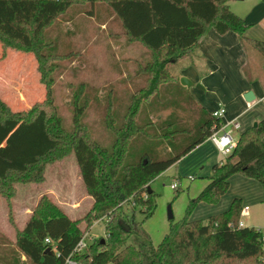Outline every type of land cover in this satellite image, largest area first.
Segmentation results:
<instances>
[{"label": "trees", "instance_id": "16d2710c", "mask_svg": "<svg viewBox=\"0 0 264 264\" xmlns=\"http://www.w3.org/2000/svg\"><path fill=\"white\" fill-rule=\"evenodd\" d=\"M96 4L119 22L128 42L146 50L135 58L134 90L105 105L109 146L93 138L81 119L87 94L81 104L75 94L70 130L53 106L51 73L56 66L51 60L61 42L47 33L65 14L64 21L83 11L94 16ZM210 28L219 34L235 32L264 57V41L246 36L244 19L227 0H0V41L34 55L45 88L44 99L26 111H11L0 98V196L12 195L14 183L42 182L47 164L72 151L82 186L92 198L84 214L72 219L50 195L41 194L13 240L0 235V264H62L101 218L104 236L72 255L84 264H264L263 230L236 226L240 198L205 221L188 216L197 202L217 201L232 174L254 178L264 188V118L239 133L230 154L211 167L208 182L189 201L184 216L169 220L158 244L143 228L156 208L157 194L147 190L150 182L220 128L221 119L170 71ZM61 46L65 52L60 57L73 55L69 42ZM137 213L142 220H136ZM45 237L56 243L57 253H45Z\"/></svg>", "mask_w": 264, "mask_h": 264}, {"label": "rangeland", "instance_id": "374dc122", "mask_svg": "<svg viewBox=\"0 0 264 264\" xmlns=\"http://www.w3.org/2000/svg\"><path fill=\"white\" fill-rule=\"evenodd\" d=\"M100 7L99 4L94 6V16L83 11L74 14L72 20L64 21L66 14L63 15L57 19V23L51 26L47 34L51 39H59V43L69 42L70 48L74 52L68 58L60 57V54L65 52L60 43L58 56L51 60L52 64L56 66L51 73L53 77V106L55 113L62 120V126L66 130H70L73 126L75 94L79 96L78 104L82 103L85 94H87L89 99L81 119L89 127L93 138H96L104 146H109L112 137L104 124L105 105L108 100L113 98L120 100L134 90L132 81L135 82L138 79L135 75V58L145 56L146 50L139 43L128 42L121 33L119 22L110 18L107 15V10ZM67 14H71V11ZM106 17L109 18L106 19L107 24L104 20ZM110 27L117 31L116 39L107 34ZM128 45L131 46L128 48V52L132 51L135 58L129 56V53H125V47ZM245 46L246 50L252 54L248 57L250 64L253 61L256 65L258 61L259 69H264V57L249 45ZM0 47V57H4L0 62V98L4 99L11 111H26L36 102L42 101L45 96L44 85L39 81L38 62L31 52L21 48L4 46L1 41ZM18 52L22 55L17 56L20 54ZM23 52L27 54L25 55L27 58L24 57ZM183 62L185 61H180L170 67V71L179 80L184 77H179ZM119 64L121 67L124 64L127 67L134 64L132 72L135 78L130 77V71L127 72V70L126 75H123L124 71L120 69L121 67L118 68ZM114 65L118 70L114 69ZM117 71L120 74L115 75ZM244 71L249 74L250 65L245 67ZM81 85L83 88L78 92ZM258 108L264 110V101H259ZM237 134L239 132L234 133V136L236 137ZM192 177L189 179L187 175H179L172 168L168 172H161L150 182V188L157 194L156 208L154 213L145 220L143 228L155 245L162 240L169 229L168 207L170 206L174 221L181 219L189 201L200 192V190L195 192V185H199L204 179L206 183L208 182V178L197 174H192ZM230 179L228 189L217 201L197 202L189 212V218L205 221L209 216L221 213L229 207L233 195H240V192L250 190L246 182H254L263 190L260 203L254 205L247 203L250 207L249 215L239 216V219H242L249 227L260 228L264 232L263 186L258 180L240 173L232 174ZM173 182L176 183L175 189L170 187ZM13 187L12 195L0 196V235L10 241L13 240L16 230L30 215L39 194L49 191L48 193L52 194L55 201L63 202L64 199H67L66 201L71 202L73 199L78 200L85 192L72 151L47 164L42 182H17L13 184ZM240 200L242 203V199ZM60 205L71 218L82 216L88 208L85 200L74 208ZM244 206L245 204L242 203V207ZM136 220H142L140 213L136 214ZM104 223L105 219L94 222L90 230L91 233L104 236ZM21 258L25 260L24 256Z\"/></svg>", "mask_w": 264, "mask_h": 264}, {"label": "crops", "instance_id": "0c3cea01", "mask_svg": "<svg viewBox=\"0 0 264 264\" xmlns=\"http://www.w3.org/2000/svg\"><path fill=\"white\" fill-rule=\"evenodd\" d=\"M227 4L234 13L244 19L247 25L246 36L264 41V27H261L264 25V0H227ZM116 32V30L110 27L107 34L116 39L118 36ZM129 47L131 46L125 47V53H129V56L134 57L135 55H132V51L128 52ZM245 47V44L235 32L227 31L219 34L213 28H210L199 40L191 54L180 60L185 62L181 65L179 77L184 76L191 82L190 85L186 86L189 92L210 113L221 104L225 109L221 121L228 122L235 119L239 122V129L234 131V133H240L251 126L252 123L264 118V110L258 108L259 101L263 102L261 99L264 96V69H259L258 61L256 65L253 61L250 64V58L248 57L252 54ZM21 55V53L17 54V56ZM25 55L27 54L24 53V57H26ZM3 59V56L0 57V62ZM251 59L253 58L251 57ZM120 65L118 68L121 67ZM133 65H129L128 67L126 64L122 65L123 67L120 69L124 71L123 75H126L127 70V72L130 71V77L135 78L132 72ZM248 65H250L249 74L244 71V68ZM114 69L118 70L115 65ZM116 74H120L119 71ZM247 92L253 94V98L249 101L245 99ZM1 99L4 100L3 98ZM238 135H236L237 138ZM224 157L220 154L215 142L208 137L195 145L176 163L164 170L163 173L174 168L179 175H187L189 179L193 178L192 174H197L207 179L213 164L219 162ZM205 183L206 180L204 179L199 185L196 184L195 192L201 190L205 186ZM246 183L250 190L240 192V195L235 194L232 197V199L235 197L242 199V203L248 207L247 214L242 215V217L249 215L250 207L247 203L252 205L259 204L263 194V190L257 184H254V182ZM48 192L44 193L50 195L55 201L52 194ZM41 194L38 195L37 200ZM66 200L64 199L63 202L59 200L55 201L63 211L64 209L60 204L74 208L78 207L83 200L87 201L88 207L92 203V198L86 192L78 200L73 199L71 202ZM65 213L68 215L67 212ZM241 221L244 227H249L242 219ZM24 223L19 229L23 227Z\"/></svg>", "mask_w": 264, "mask_h": 264}, {"label": "built area", "instance_id": "2783aa9c", "mask_svg": "<svg viewBox=\"0 0 264 264\" xmlns=\"http://www.w3.org/2000/svg\"><path fill=\"white\" fill-rule=\"evenodd\" d=\"M261 100L264 101V96ZM224 111H225L224 107L221 104H219L217 109L212 112V115L221 119L223 117ZM237 129H239V122L237 120L234 119L228 122L221 121L220 128L218 130L213 131L211 135L209 136V138H211L217 145L218 150L222 156H227L228 154H230V152L235 147L236 142H237V137L234 136V131H236ZM170 186L171 188L174 189L176 187V183L173 182ZM247 209H248L247 206L242 207L240 210V216L247 214ZM102 219L104 218H101L99 220H102ZM229 225L232 226V223H229ZM236 226L241 228V227H244V224L239 219ZM90 230H91V227L89 230H87L86 232L82 234V236L76 242L72 250V253L64 258L62 264H84L81 261L75 259L72 255L74 253L82 252L89 242H91L95 238L100 237L96 234L91 233ZM262 241L264 243V232L262 236ZM44 243L47 245L48 248H50L51 253H57L56 243L53 240H51L49 237H45Z\"/></svg>", "mask_w": 264, "mask_h": 264}, {"label": "water", "instance_id": "95a60500", "mask_svg": "<svg viewBox=\"0 0 264 264\" xmlns=\"http://www.w3.org/2000/svg\"><path fill=\"white\" fill-rule=\"evenodd\" d=\"M179 81H180V83H181L182 85H184V86H188V85L191 84V82H190L186 77H181ZM252 98H253V94H252L251 92H247V93L245 94V99H246L247 101L251 100ZM253 125H256V122H254ZM147 190H148V191L151 190L150 186H148ZM168 218H169V219H172V218H173V214H172V212H171L170 206L168 207ZM45 253H51L50 248L47 247V248L45 249Z\"/></svg>", "mask_w": 264, "mask_h": 264}]
</instances>
